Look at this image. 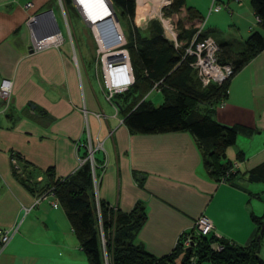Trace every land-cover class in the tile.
<instances>
[{
    "label": "crops",
    "instance_id": "obj_1",
    "mask_svg": "<svg viewBox=\"0 0 264 264\" xmlns=\"http://www.w3.org/2000/svg\"><path fill=\"white\" fill-rule=\"evenodd\" d=\"M221 2L228 10L207 13L210 0L200 8L190 1L201 17L206 10V22L188 19L180 7L184 26L194 30L180 42L189 43L199 33L239 52L250 31L264 35L247 2ZM47 10L56 26L57 18L62 20L66 35L58 26L55 30ZM219 12L230 20L226 27L207 25L208 17ZM30 16L35 21L29 23ZM48 32H59L62 43L31 50V36ZM93 50L90 61L75 46L59 0H0V80L11 81L6 108L0 100V227L16 226L0 250V264H88L63 208L46 202L31 206L47 185L75 173L87 137L98 145L93 152L97 200L121 213L137 202L144 208L134 244L155 257L166 255L203 214L221 238L248 245L255 234L250 213H264V183L247 180V171L264 162V48L232 74L222 106L213 104L210 111L217 122L239 128L225 153L231 161L241 154L231 183H219L209 174L201 145L190 132L130 131L122 119L131 93L124 89L106 100ZM260 255L264 258V235Z\"/></svg>",
    "mask_w": 264,
    "mask_h": 264
},
{
    "label": "trees",
    "instance_id": "obj_2",
    "mask_svg": "<svg viewBox=\"0 0 264 264\" xmlns=\"http://www.w3.org/2000/svg\"><path fill=\"white\" fill-rule=\"evenodd\" d=\"M110 1L113 9H117L129 19L133 18L134 21V0ZM248 1L256 22L264 33V0ZM60 2L66 8H75L72 0ZM180 7H184L188 19L202 18L193 7L185 6L184 0H170L166 8H161L163 17L176 13ZM133 29L136 31V27ZM193 32V29L180 28L178 34L176 33L178 47H174L170 40L162 36L158 23L147 37L139 36L136 31L132 42L125 47L133 82L126 88V93H131V96L127 106L123 108L122 121L135 133L190 132L201 145L203 165L218 181L232 162L241 159L240 153L235 154L234 161L225 156L226 149L234 145L239 128L221 124L210 115L212 105L217 106V103L223 100L231 76L219 86L214 83L205 87L200 85L189 66L191 59L182 57L187 42H179ZM204 36L198 33L196 39ZM218 47L219 61L231 63L235 73L264 48V35L257 30L250 31L239 52L231 51L226 43L218 44ZM157 81H160L159 92L162 94V101L155 105L146 99L145 94ZM115 95L116 93L112 98ZM237 173L236 171L231 174L227 181L234 182ZM247 180L264 183V162L247 171ZM49 187L52 188L59 206L63 208L88 264H103L104 249L109 255L108 264H175L174 260L181 253L179 264H258L254 254L264 235V213L259 216L250 213L255 234L244 247L221 237L215 238L211 234L196 236L190 229L185 232L192 238L189 247L182 246L180 235L171 252L155 257L139 244L132 242L135 231L145 221L143 206L137 202L130 211L121 213L109 208L99 199L95 205L87 160L80 164L74 174L55 180L44 189ZM96 209L100 215V227L96 223ZM260 228L262 234L258 236ZM214 242L219 244V249L211 248Z\"/></svg>",
    "mask_w": 264,
    "mask_h": 264
},
{
    "label": "built area",
    "instance_id": "obj_3",
    "mask_svg": "<svg viewBox=\"0 0 264 264\" xmlns=\"http://www.w3.org/2000/svg\"><path fill=\"white\" fill-rule=\"evenodd\" d=\"M236 2H239L240 0H235ZM169 1H166L168 3ZM60 3V0H59ZM29 3H26L25 6H29ZM221 9L228 10L227 4L222 2V5H220L217 0H210L208 12H218ZM167 21L168 25L163 24V19ZM160 19V22L162 24V28L165 29L167 33H169L170 38L169 40L172 42L174 47H178V43L176 42V32L174 31L173 27L169 23V17H163ZM29 23L31 21H35V16H30L28 19ZM166 26V27H165ZM63 41L62 36L59 32H48L41 35H32L31 36V42H30V49L34 51H38L42 49L43 47L53 45L58 46ZM98 50V49H97ZM99 52V51H98ZM218 52L219 47L217 42L209 35H206L202 37L201 39H193L187 45L184 47L182 57L187 56L191 60L189 62V66L192 68L196 79L200 83L202 87H205L206 85L210 83H214L216 85H221L226 79H228L233 74V66L229 62H220L218 59ZM115 62L108 63V67L111 66ZM100 67L103 72L102 75V82L103 86L106 89L105 98L107 101L111 100L113 94L121 92L122 90L126 89L132 82L133 77L132 74L130 76V79H126L124 83L113 85L112 82H109L105 76L104 73V63L102 61V57H100ZM131 72V70H130ZM159 84L160 81L154 82L151 86L150 90L159 91ZM10 93H11V81L7 78H3L0 80V100L4 104V108L7 107L9 100H10ZM223 100L219 101L217 103V106H222ZM85 155L81 159V163L85 160L89 162L90 167V175H91V181L93 190L95 192V184L97 179V173H96V167L97 165L94 162L93 159V152L98 147L93 146L87 137L85 142ZM11 164L14 169L18 170L17 160L14 157H11ZM102 167V165H99ZM237 171V162H232L231 165L225 170L224 174L219 178V183H231L230 181H227V178L231 174H235ZM41 202L48 203L51 207H57L59 206L58 200L56 196L54 195L52 188H46L43 191L39 192L33 199L31 206L38 205ZM96 204H97V198H96ZM109 208H112L108 206ZM24 211H27L29 209L28 207L23 208ZM115 209V208H112ZM16 226H11L8 228L0 227V250L7 244L9 239L11 238L12 234L15 232ZM191 230L196 236H206V235H213L215 238H220V236L213 232V225L211 220L203 215L199 214L192 226ZM181 243L183 247H189L192 244V238L190 234H186L185 232L181 233ZM103 242V237H102ZM211 248L213 249H219L220 246L218 243L214 242L211 244ZM105 259V256H104ZM106 264V260H105Z\"/></svg>",
    "mask_w": 264,
    "mask_h": 264
},
{
    "label": "rangeland",
    "instance_id": "obj_4",
    "mask_svg": "<svg viewBox=\"0 0 264 264\" xmlns=\"http://www.w3.org/2000/svg\"><path fill=\"white\" fill-rule=\"evenodd\" d=\"M163 1V4L160 6V8L158 9V12L151 15V16H147L143 22H141L140 24H135V22L132 19H129L128 17H126L123 14H120L119 11L117 9H113L116 18H117V23L119 25L121 34L124 38V44L120 47L121 49H125V47L132 42L133 37L136 33V31L138 32L139 36L141 37H147L149 35V33L154 29L155 25L158 23L160 28H161V34L162 36L166 39L169 40L170 35L169 33H167L165 31V29H163L161 26V22L160 19L162 18V11L161 8H166L170 2V0H161ZM166 1H169L168 3H166ZM190 1L192 2L193 0H184L185 2V6H189ZM196 1V3L198 4V7H202L203 3L205 0H194ZM136 2V9L138 4L141 2V0H134V3ZM149 6L153 5V1L152 0H147L146 1ZM217 2L222 5L221 0H217ZM244 3L248 4V0H243ZM59 7L61 9V11L64 14V17L66 18V20L68 19V24H69V28L72 34V37L74 38V44L77 48L81 49L85 58L87 60L92 61L93 57H94V50H93V46L94 49H99V47L96 44L94 35H92V31H90L91 29H89V25L87 22H85V18L83 17V15L81 14L80 10L78 7H76L74 5V9L69 7L66 8L64 6L61 5V2L59 3ZM198 9V8H197ZM136 11V10H135ZM205 13L206 10L204 12V14L202 15V18H205ZM223 12H219V13H212L209 17H208V21H207V25L210 24H220V27L224 26L226 27L227 23L230 22V20L226 17L225 18V12L222 14ZM181 11H177L176 13L171 14L169 17V23L170 25L173 27L174 31L178 34L180 28H185L186 30H191V27H185L184 25L186 24V21L184 19H182L181 17ZM164 19V18H162ZM146 20V21H145ZM207 18H205V22H206ZM57 22V26L58 28L62 31L63 35L65 34V30H64V26L62 23V20L60 18H57L56 20ZM82 22V23H81ZM145 23V24H144ZM88 28L89 32L86 30V28L83 25ZM133 27H136V31L133 29ZM92 36V40H93V45H92V41L90 38V34ZM180 42V41H179ZM126 50V49H125ZM97 55H96V61H97V67L100 66V57L102 56V54L100 52H98V50L96 51ZM127 53V51H126ZM127 59L128 58V53H127ZM110 62H117V61H111ZM98 75H99V70H98ZM232 76V75H231ZM102 79V77H101ZM103 84V83H102ZM145 97L147 99H150L151 102L155 105L161 103L162 101V94L159 91H155V90H150L145 94ZM94 191V190H93ZM259 196H261V193H258ZM264 194V193H263ZM261 198V197H260ZM94 200H95V205H96V196H95V192H94ZM96 223L98 225V227H100L101 223H100V215L97 212L96 209ZM104 240V239H103ZM105 242V241H104ZM105 244V243H104ZM105 251V260H106V264H108V259H109V255L106 252V249H104ZM261 253V243L259 244V256L261 257V259L264 261V258L260 255ZM182 258V253L181 255H179L176 260H174L175 264H179L180 259ZM105 264V261L104 263ZM201 264H207L206 262H203Z\"/></svg>",
    "mask_w": 264,
    "mask_h": 264
},
{
    "label": "bare ground",
    "instance_id": "obj_5",
    "mask_svg": "<svg viewBox=\"0 0 264 264\" xmlns=\"http://www.w3.org/2000/svg\"><path fill=\"white\" fill-rule=\"evenodd\" d=\"M77 7L79 8L81 14L87 21L94 38L98 43V51L102 54V61L104 63V73L109 82H112L113 85H118L124 83L126 79H130V65L127 59L126 50L120 47L124 44V38L121 34L119 25L117 21H113L119 39L105 44L103 37L97 28L96 17L106 14L107 6L105 0H74ZM147 0H141L138 4L135 11L134 22L135 24H140L144 21L147 16H151L158 12V9L163 4L161 0H152L153 5L149 6L146 2ZM136 3V2H135ZM111 16L107 14L105 18ZM146 21V20H145ZM145 24V23H144ZM163 24L168 25L167 21L163 19ZM166 27V26H165ZM108 56L111 61H117L113 65L108 67Z\"/></svg>",
    "mask_w": 264,
    "mask_h": 264
},
{
    "label": "water",
    "instance_id": "obj_6",
    "mask_svg": "<svg viewBox=\"0 0 264 264\" xmlns=\"http://www.w3.org/2000/svg\"><path fill=\"white\" fill-rule=\"evenodd\" d=\"M73 4L76 5L75 1L72 0ZM106 6H107V13L101 16L96 17V19H98L97 21V28L98 31L100 32L101 36L103 37V40L105 42V44H109V42L111 41H115L119 39V35L116 32L115 26L113 21H117L116 15L113 11L112 5H111V1L110 0H105ZM77 7V5H76ZM44 13H48L51 15L52 20L54 22V26H55V30L58 31V28L56 26L55 20L51 14L50 10H47ZM43 13V14H44ZM109 14L111 16L107 17L104 19V17ZM108 60H110L109 56H108ZM262 234V228H260L259 232H258V236ZM257 236V237H258ZM258 249H256V252L254 254V258L256 259L258 264H264L263 260L258 256Z\"/></svg>",
    "mask_w": 264,
    "mask_h": 264
},
{
    "label": "clouds",
    "instance_id": "obj_7",
    "mask_svg": "<svg viewBox=\"0 0 264 264\" xmlns=\"http://www.w3.org/2000/svg\"><path fill=\"white\" fill-rule=\"evenodd\" d=\"M76 6V5H75ZM86 21V20H85ZM87 22V21H86Z\"/></svg>",
    "mask_w": 264,
    "mask_h": 264
}]
</instances>
